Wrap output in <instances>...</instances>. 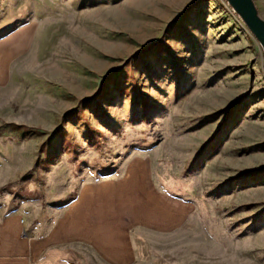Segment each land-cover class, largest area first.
I'll return each instance as SVG.
<instances>
[{
  "label": "rangeland",
  "instance_id": "obj_1",
  "mask_svg": "<svg viewBox=\"0 0 264 264\" xmlns=\"http://www.w3.org/2000/svg\"><path fill=\"white\" fill-rule=\"evenodd\" d=\"M86 184L116 259L163 227L117 264H264V53L225 0H0V214L38 235Z\"/></svg>",
  "mask_w": 264,
  "mask_h": 264
},
{
  "label": "crops",
  "instance_id": "obj_2",
  "mask_svg": "<svg viewBox=\"0 0 264 264\" xmlns=\"http://www.w3.org/2000/svg\"><path fill=\"white\" fill-rule=\"evenodd\" d=\"M125 176L126 172L118 179H108L101 183H118L123 181ZM97 184L84 185L77 197L63 208L58 218L38 235L34 231L29 232L19 214L13 213L5 216L0 214V264H69L67 246L71 244L88 246L95 257L101 258L108 264H117L131 259L133 249L129 226L139 224L152 229L163 227L141 221L127 224L122 231L124 251L120 254L122 256L116 259L115 252L110 251V243L106 241L105 235L102 237L98 231L99 226L95 228L90 222L91 216L88 217L90 214L88 211H91V215L94 214L92 209L96 206V202L93 196L87 197V194ZM145 188L148 194L152 195L153 187L149 182V173ZM158 205L162 207L160 203ZM85 209L88 210L86 213H84ZM38 230H41V227ZM112 243L114 247V242Z\"/></svg>",
  "mask_w": 264,
  "mask_h": 264
},
{
  "label": "water",
  "instance_id": "obj_3",
  "mask_svg": "<svg viewBox=\"0 0 264 264\" xmlns=\"http://www.w3.org/2000/svg\"><path fill=\"white\" fill-rule=\"evenodd\" d=\"M244 22L248 30L262 47L264 53V20L258 15L253 0H225Z\"/></svg>",
  "mask_w": 264,
  "mask_h": 264
}]
</instances>
